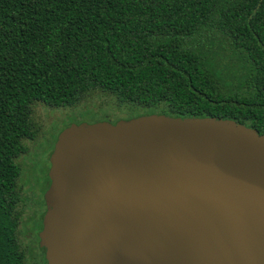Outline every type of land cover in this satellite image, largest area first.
Returning a JSON list of instances; mask_svg holds the SVG:
<instances>
[{
	"label": "trees",
	"instance_id": "obj_1",
	"mask_svg": "<svg viewBox=\"0 0 264 264\" xmlns=\"http://www.w3.org/2000/svg\"><path fill=\"white\" fill-rule=\"evenodd\" d=\"M92 90L128 118L210 116L264 133V0H0V264H27L16 157L32 103Z\"/></svg>",
	"mask_w": 264,
	"mask_h": 264
},
{
	"label": "water",
	"instance_id": "obj_2",
	"mask_svg": "<svg viewBox=\"0 0 264 264\" xmlns=\"http://www.w3.org/2000/svg\"><path fill=\"white\" fill-rule=\"evenodd\" d=\"M47 264H264V133L232 119L70 124L49 155Z\"/></svg>",
	"mask_w": 264,
	"mask_h": 264
},
{
	"label": "rangeland",
	"instance_id": "obj_3",
	"mask_svg": "<svg viewBox=\"0 0 264 264\" xmlns=\"http://www.w3.org/2000/svg\"><path fill=\"white\" fill-rule=\"evenodd\" d=\"M116 104L113 97L99 90L89 91L78 102L70 105L49 106L39 101L32 103L30 136L22 139L25 149L16 157L20 167L16 183L19 195L17 212L21 213L17 238L22 248L28 242L23 231L26 227L32 242L30 251H39L40 214L45 208L44 193L48 186L46 174L50 166L49 155L57 135L70 124H92L128 118L127 110H121Z\"/></svg>",
	"mask_w": 264,
	"mask_h": 264
},
{
	"label": "flooded vegetation",
	"instance_id": "obj_4",
	"mask_svg": "<svg viewBox=\"0 0 264 264\" xmlns=\"http://www.w3.org/2000/svg\"><path fill=\"white\" fill-rule=\"evenodd\" d=\"M50 163V162H49ZM50 167V166H49ZM49 170V169H48ZM48 173V172H47ZM46 177H47V180H48V186L50 184V179L48 177V175L46 174ZM47 186V188H48ZM46 188V189H47ZM46 191V190H45ZM45 202V201H44ZM19 203V202H18ZM44 211L43 213L40 214V228L38 230V235H39V231L41 230L42 228V220H43V215H44V212L46 210V205L44 206ZM24 212V211H23ZM21 213L18 212V215H20ZM28 229L25 227V229L23 230L24 231V235L25 237L27 238L28 242L26 244V247L25 248H22L21 246V249H23L24 251V254H25V263L27 264H47V261L45 259V251H44V248L43 247H40L39 246V236H38V246H39V251L33 249V252L30 251V249L32 250L31 248V245H32V242H31V237L29 235H27ZM27 232V233H26ZM42 252V253H41Z\"/></svg>",
	"mask_w": 264,
	"mask_h": 264
}]
</instances>
